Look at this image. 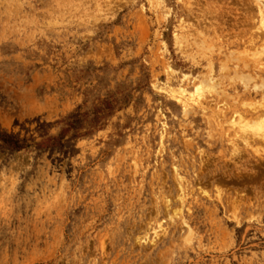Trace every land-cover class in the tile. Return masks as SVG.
Instances as JSON below:
<instances>
[{
	"label": "rangeland",
	"instance_id": "1",
	"mask_svg": "<svg viewBox=\"0 0 264 264\" xmlns=\"http://www.w3.org/2000/svg\"><path fill=\"white\" fill-rule=\"evenodd\" d=\"M257 1L0 0V264H264Z\"/></svg>",
	"mask_w": 264,
	"mask_h": 264
},
{
	"label": "trees",
	"instance_id": "2",
	"mask_svg": "<svg viewBox=\"0 0 264 264\" xmlns=\"http://www.w3.org/2000/svg\"><path fill=\"white\" fill-rule=\"evenodd\" d=\"M113 109H114L113 106H111V104L108 103V101H104L102 107L96 108L93 111L94 118L91 119L92 124H94L95 127L100 125L101 119L109 116L111 114V112L113 111ZM85 116H87V115H85ZM73 118L74 117H69L65 121V126H64L63 130L60 132V134L58 135V137L49 136L47 138L46 142L51 144V146L55 145V144L61 145V141L64 139V135H66L67 133H69L71 131H75V134L72 136L73 137L72 139H75L77 137L87 136L89 134V132L83 133V134L80 133L81 129H83V126L81 123H79V121L73 120ZM0 141L4 145L3 148L6 149V147H7V149H9L11 151L21 150L22 148L25 147L22 144L23 140L17 139V137H15L13 135H5V134L1 135L0 134ZM1 146L2 145H0V147Z\"/></svg>",
	"mask_w": 264,
	"mask_h": 264
},
{
	"label": "bare ground",
	"instance_id": "3",
	"mask_svg": "<svg viewBox=\"0 0 264 264\" xmlns=\"http://www.w3.org/2000/svg\"><path fill=\"white\" fill-rule=\"evenodd\" d=\"M258 1H260V0H258ZM257 1V2H258ZM261 3V2H260ZM264 4V3H263ZM263 7H264V5H263ZM263 10V9H262ZM262 10H261V8H260V11L262 12ZM261 15V14H260ZM263 15H264V12L262 13V18H264L263 17ZM264 21V20H263ZM261 23H262V19H261V21H260ZM260 25H262L263 26V29H264V22L262 23V24H260ZM261 29V28H260ZM262 50V49H261ZM264 51V50H263ZM261 52V51H260ZM261 55V54H260ZM263 55V54H262ZM242 81V80H241ZM250 81V80H249ZM205 84V83H204ZM209 85V84H208ZM245 85V84H244ZM216 86V85H215ZM201 87L202 88H200L201 90H204L206 87H207V85H206V87L203 85H201ZM205 87V88H204ZM199 89V88H198ZM198 89H196V90H198ZM199 89V90H200ZM207 89H209V88H207ZM207 89H205V90H207ZM200 90V91H201ZM200 91H198L197 92V94L198 95H196V96H199V94H200ZM203 92V91H202ZM201 97H203V96H201ZM198 98V97H197ZM199 98H200V96H199ZM199 100V99H198ZM260 104V103H259ZM263 106V105H262ZM261 106V107H262ZM257 107V106H256ZM252 111H253V117L252 118H250V121L251 122H249V123H247L245 126H246V128L248 129V130H252L253 131V135H254V137H261L263 140H264V110L261 112V111H259V112H257L256 111V108H253L252 109ZM239 115L241 116L242 114H240L239 113ZM239 115H238V117H239ZM239 119V121H241L240 120V118H238ZM242 120H245V119H243V118H241ZM248 119H246L245 121H247ZM245 121H243L244 123H245ZM249 121V120H248ZM240 123H242V122H240ZM241 125V124H240ZM239 126V125H238ZM239 128V127H238ZM243 129H245V128H243ZM246 131V130H245ZM248 136V135H247ZM249 138V137H248ZM256 139V138H255ZM261 139V140H262ZM249 140H251V138L249 139ZM259 142L260 143H263V141L261 142L260 140H259ZM259 144V143H258ZM251 145V144H250ZM261 145V144H260Z\"/></svg>",
	"mask_w": 264,
	"mask_h": 264
}]
</instances>
